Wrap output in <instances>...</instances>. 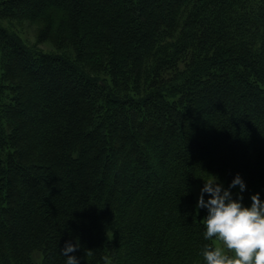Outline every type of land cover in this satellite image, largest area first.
<instances>
[{
    "label": "trees",
    "instance_id": "obj_1",
    "mask_svg": "<svg viewBox=\"0 0 264 264\" xmlns=\"http://www.w3.org/2000/svg\"><path fill=\"white\" fill-rule=\"evenodd\" d=\"M237 173L264 199V0H0V264H205Z\"/></svg>",
    "mask_w": 264,
    "mask_h": 264
},
{
    "label": "clouds",
    "instance_id": "obj_2",
    "mask_svg": "<svg viewBox=\"0 0 264 264\" xmlns=\"http://www.w3.org/2000/svg\"><path fill=\"white\" fill-rule=\"evenodd\" d=\"M203 183L197 200V207L206 209L203 218L204 238L215 239L216 245H205L203 258L205 264H264V199L259 192L250 196L251 203H243L246 182L237 173L225 187L216 176ZM238 186L235 194L233 188ZM207 194V199L205 195ZM77 244L66 241L61 254L66 264H79L73 255ZM108 264V257H104Z\"/></svg>",
    "mask_w": 264,
    "mask_h": 264
},
{
    "label": "rangeland",
    "instance_id": "obj_3",
    "mask_svg": "<svg viewBox=\"0 0 264 264\" xmlns=\"http://www.w3.org/2000/svg\"><path fill=\"white\" fill-rule=\"evenodd\" d=\"M219 182H221L224 186H225V184H224V182L223 181H219ZM202 187H200L199 185H196V186H194L193 187V189H194V193H195V197H196V200H198V196H199V194H200V189H201ZM217 242H216V240H215V244H216Z\"/></svg>",
    "mask_w": 264,
    "mask_h": 264
}]
</instances>
